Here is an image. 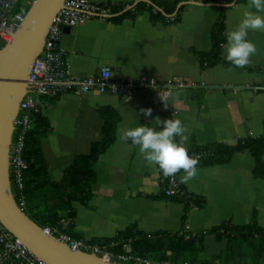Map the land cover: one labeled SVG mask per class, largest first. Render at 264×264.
Returning a JSON list of instances; mask_svg holds the SVG:
<instances>
[{"label":"crops","instance_id":"0c3cea01","mask_svg":"<svg viewBox=\"0 0 264 264\" xmlns=\"http://www.w3.org/2000/svg\"><path fill=\"white\" fill-rule=\"evenodd\" d=\"M89 1L101 4L107 9L104 15L112 17L115 8L132 6L128 10H133L143 2ZM178 1L189 4L180 6L183 9L174 23L154 22L145 10L134 11L121 22L90 15L62 33L58 47L74 76L96 74L108 67L115 78L147 76L157 81L203 82L207 87L175 90L171 94L157 90L131 95L91 91L81 96L69 93L44 99L41 110L49 131L41 140V148L53 183L63 180L76 156L88 154L91 146L101 140L103 112L109 110L119 117L115 141L96 163L89 202L71 203L75 212L72 219L60 203L49 201V213L61 216L60 229L73 238L97 245L130 227L149 236L174 234L182 228L184 205L163 195L162 171L156 164L147 163L130 139L121 138L124 129L139 124L159 128L163 126L160 119L179 117L189 136L185 145L188 151L219 143L234 145L264 133V90L252 89L264 84V31L249 30L248 38L256 42L257 51L244 67L225 59L226 44L222 62L211 68H205L198 56L211 50L210 30L219 15L218 8L227 7V32L238 25L246 9L255 11L249 8L251 0L242 4L234 0L228 5L223 0ZM121 12L116 15L125 13ZM148 107L152 113L145 116L142 109ZM176 139L179 141V137ZM253 168L252 156L243 152L233 155L227 164L197 166L195 176L186 182L180 180L187 193L204 200L202 208L189 213L188 231L201 234L225 223L242 226L252 216L264 228V179H255ZM203 241L202 256H215L224 249V241L218 242L213 235L205 234ZM124 248L129 251L128 245Z\"/></svg>","mask_w":264,"mask_h":264},{"label":"trees","instance_id":"16d2710c","mask_svg":"<svg viewBox=\"0 0 264 264\" xmlns=\"http://www.w3.org/2000/svg\"><path fill=\"white\" fill-rule=\"evenodd\" d=\"M149 1L151 5L139 2L133 10L120 15L116 13L119 14L123 8H115L113 9L115 16L110 20L121 22L124 18H129V14L134 11L148 10L154 22L174 23L183 9L180 7L172 16L179 3L178 0ZM202 1L218 3L217 0ZM233 1L231 0V3ZM245 2L246 0H236V4ZM223 3L231 4L230 0H223ZM218 10L219 15L210 30L211 50L207 53H198L199 60L205 68H211L222 62L221 53L226 44L224 13L227 7L221 6ZM103 116L105 122L101 131V140L91 146L88 154L76 156L72 165L65 171L63 180L60 183H53L49 179L48 166L41 148V140L47 135L49 124L42 115V110L33 115L25 137L24 160L27 163V169L24 171L23 189L20 193L13 190V196L18 205L20 198L23 199L24 206L21 209L41 228H57L61 232L64 231L59 226L61 216L49 213V201L60 203V207L67 209L69 217L73 219L75 212L71 203L78 202L86 205L91 199L92 185L96 180V163L100 155L114 143L119 121V117L109 110H105ZM188 152L194 157L199 155L196 157L199 167L227 164L233 155L247 152L254 160L253 177L264 179V133L258 137L241 139L234 145L219 143L193 148ZM181 173H184L183 169ZM161 179L165 180L166 177L162 175ZM161 184L164 188L165 184ZM166 198L177 200L184 205L180 232L149 236L130 227L119 232L115 238L98 242L97 245L112 253H127L132 256L151 258L159 264H264V228L257 224L254 216L249 223L242 226L225 223L205 233L192 234L186 230L189 213L193 209L202 208L204 200L191 194ZM205 234L213 235L217 241H224V249L218 255L212 256L210 260L200 257L204 252ZM124 245L129 246V251H125Z\"/></svg>","mask_w":264,"mask_h":264},{"label":"built area","instance_id":"2783aa9c","mask_svg":"<svg viewBox=\"0 0 264 264\" xmlns=\"http://www.w3.org/2000/svg\"><path fill=\"white\" fill-rule=\"evenodd\" d=\"M34 0H0V46L9 42L19 27L23 17ZM101 4L89 0H65L63 8L52 19L40 54L33 61L27 81L26 93L19 102L17 114L13 120L12 139L9 146V179L13 190L20 193L23 189L25 137L30 128L33 115L41 110L46 98H58L65 94L85 95L91 91L110 95H125L157 90L171 94L175 90H195L207 88L202 82L186 83L182 80L168 79L157 81L141 76L133 78H115L108 67H103L96 74L74 76L65 54L58 47L65 29H72L90 15L106 14ZM254 91L264 90V84L252 87ZM199 155H196L198 157ZM182 170V169H181ZM181 170L173 176L161 179L165 184L163 194L166 197L189 195L180 184ZM24 206L20 198L19 207ZM186 230L188 226L186 225ZM44 234L65 243L73 251L93 253L112 264H158L146 258L127 253H112L103 247L73 238L57 228H42ZM0 264H46L30 252L23 243L9 233L0 224Z\"/></svg>","mask_w":264,"mask_h":264},{"label":"water","instance_id":"95a60500","mask_svg":"<svg viewBox=\"0 0 264 264\" xmlns=\"http://www.w3.org/2000/svg\"><path fill=\"white\" fill-rule=\"evenodd\" d=\"M64 1L34 0L11 40L0 46V224L46 264H112L93 253L73 251L65 243L44 234L16 203L9 179L13 120L26 93L31 65L40 54L50 23L63 8ZM143 2L151 5L149 0ZM185 4L189 2L178 4L175 12Z\"/></svg>","mask_w":264,"mask_h":264},{"label":"clouds","instance_id":"9594fccd","mask_svg":"<svg viewBox=\"0 0 264 264\" xmlns=\"http://www.w3.org/2000/svg\"><path fill=\"white\" fill-rule=\"evenodd\" d=\"M249 8L255 11L246 9L238 25L225 34V59L238 67L247 65L257 51L256 42L248 38L249 30L264 31V0H251ZM142 112L150 116L152 109L144 108ZM161 124L163 126L159 128L146 124L126 128L121 138L130 139L132 145L138 146L145 161L150 165L156 164L165 177L183 169L185 175L180 180L186 182L196 175L198 165V159L189 155L185 146L189 140L187 130L179 117L160 119Z\"/></svg>","mask_w":264,"mask_h":264},{"label":"rangeland","instance_id":"374dc122","mask_svg":"<svg viewBox=\"0 0 264 264\" xmlns=\"http://www.w3.org/2000/svg\"><path fill=\"white\" fill-rule=\"evenodd\" d=\"M218 242H222V241H218ZM212 251H216V250H212ZM221 253V252H220ZM202 256V255H201ZM200 256V257H201ZM203 258H205V259H207V260H210L211 258H212V256L210 255V256H202ZM148 259H150V260H152L151 258H148ZM129 264V263H128Z\"/></svg>","mask_w":264,"mask_h":264}]
</instances>
